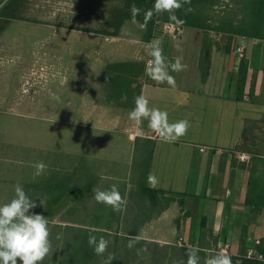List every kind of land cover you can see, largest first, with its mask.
Segmentation results:
<instances>
[{"label":"crops","instance_id":"crops-1","mask_svg":"<svg viewBox=\"0 0 264 264\" xmlns=\"http://www.w3.org/2000/svg\"><path fill=\"white\" fill-rule=\"evenodd\" d=\"M6 1L0 0V7ZM213 33L206 35L201 29L183 27L174 36L159 26L149 41L145 33L140 36L141 42L147 46L154 40L159 41L169 62L174 63L180 57L188 66L186 71H170L176 81L174 88L151 80L145 73V65L140 69L139 95L143 91L150 107L167 111L170 122L189 121L191 127L178 141L165 143L159 136L149 138L138 133L134 140L128 142L132 143L131 161L126 162L127 140L124 143L123 134L100 127L76 125L74 129L60 133L61 137L58 133L50 134L54 140L58 138L60 141L54 142L52 149L48 148L50 153L58 155L50 162H61L53 166L55 177L49 178L46 172L34 178L33 165L40 161L48 165L47 161L32 157L24 161L16 151L45 146L38 145L37 148L35 144L22 142L17 137H6L13 143H5L0 136V185H27L36 191L31 198L39 203L44 201V204H38L40 207L45 205L40 214L50 222L52 214L61 215L66 209L58 210L57 206L65 200L70 201L72 197L69 195L73 193L77 215L117 214L115 225L90 228L99 231V237L103 233L108 235L105 237L110 241L107 250L115 258L112 264H146L152 251L137 254V249L145 246L147 250L167 249L168 254L154 259L153 264H179L180 261L186 264L187 257L181 250L192 246H198L209 256L214 250L220 251L228 246L230 257L240 255L244 247L247 252L253 250L258 257V245L264 240V208L254 209L245 198L250 176L262 177L258 168L264 162V159H259L264 158V41L234 37L227 50L225 40L216 38ZM205 36L213 44L206 78L203 60ZM243 56L249 60V75L245 99L239 101L236 99V79ZM249 124L248 138L242 144L243 132ZM66 137H70L74 145L68 144ZM249 140L251 144H248ZM134 154L139 162H132ZM253 154H257L258 159H253ZM242 155L248 158L242 160ZM18 162L27 163V172L22 170L21 174H13L12 169L16 165H23ZM61 173L66 175L64 179ZM149 174L158 180L154 189L167 191V196L175 197L173 201L164 199L153 204L140 191L144 181L151 187ZM113 184L128 200L127 206L118 213L94 199L93 188L106 190ZM180 200H184V205ZM204 219L205 230L202 227ZM61 222L66 225V232L51 230L54 232L50 237L53 252L48 257L58 260V264L62 262L64 246L69 242L73 244L79 237V232L68 230L79 228L78 223ZM133 229H136L135 236L131 234ZM58 235L60 239H57ZM116 235L123 237L118 243ZM137 236H147L150 242L141 240L135 244L130 249L134 252L133 260L128 261L129 239ZM123 243L127 248L125 261L117 255Z\"/></svg>","mask_w":264,"mask_h":264},{"label":"rangeland","instance_id":"rangeland-1","mask_svg":"<svg viewBox=\"0 0 264 264\" xmlns=\"http://www.w3.org/2000/svg\"><path fill=\"white\" fill-rule=\"evenodd\" d=\"M9 1L1 5L0 10ZM115 1L14 0L10 12L14 17L0 16V136L5 143H13L7 138L17 137L37 148L45 146L35 150L25 147L16 153L22 160L32 157L47 161L49 178L55 177L53 166L61 164L50 162L58 155L50 153L48 148L52 149L54 142L60 143L58 138H52V133L61 137L60 133L82 125L123 134L124 143L127 140L124 160L130 162L132 143L128 142L138 133L147 137L149 132L147 120L137 124L128 118L139 95L140 69L150 60L148 47L140 38L142 33L146 34V27L141 29L128 20L120 36L110 37L95 31ZM196 9L213 25L221 22L236 25L245 15L240 0H219L215 5ZM161 26L165 31L164 24ZM213 34L222 41L230 38L228 34ZM66 139L68 144L74 145L70 137ZM132 162H139L135 154ZM18 163L23 165H16L13 174L27 172V163ZM258 173L264 177V162L260 163ZM61 176L66 177L63 173ZM15 186L0 185V205L15 196ZM22 186L30 197L36 194L27 185ZM69 196L70 201L57 206L58 210L66 208L61 215L51 216L55 221L51 230L66 232L61 220L79 224V228L68 229L79 232V237L73 244L69 242L64 246L61 264H102L109 251L105 256L94 253L88 237L91 234L99 239V231L93 232L90 228L115 225L117 214L77 215L74 193ZM30 211L40 214L44 206ZM147 251L152 252L146 264H153L154 259L168 254L166 248ZM126 252L123 243L117 255L125 261ZM133 255V250L129 249L128 261L133 260Z\"/></svg>","mask_w":264,"mask_h":264},{"label":"clouds","instance_id":"clouds-1","mask_svg":"<svg viewBox=\"0 0 264 264\" xmlns=\"http://www.w3.org/2000/svg\"><path fill=\"white\" fill-rule=\"evenodd\" d=\"M190 3L191 0H155L153 8L146 13L145 23L143 24L136 21L135 16L140 10L133 5V23H137L141 29H144L147 20L154 14L162 15L167 12L170 21L181 25L184 21L180 20L175 13L181 10L185 4ZM188 11H192V9L189 8ZM147 47L148 55L152 59L147 62L145 67L146 75L157 84L167 83L174 88L176 81L170 71H186L188 66L182 63L180 57H177L174 63L169 62L159 41L154 40ZM123 99H126V97ZM128 118L137 124H142L143 121L147 120L148 128L165 143H175L185 136L191 127L188 120L170 122L167 111L150 107L149 99L143 94V91L135 97V107L128 113ZM33 168L34 178L41 177L48 171V165L43 161L36 162ZM148 183L155 188L158 185V180L154 175L149 174ZM14 191L15 196L11 201L0 205V264H18V261L22 264H43L45 259L53 252L50 239V223L54 224L55 221L50 222L43 214L30 211L38 205L36 199H32L22 185L17 184ZM93 192L97 203L110 206L114 212H121L128 204L126 196L121 195L116 184L111 185L106 190L95 187ZM41 202L44 204L43 200ZM92 231L96 230L93 229ZM57 239H60V235L57 236ZM141 240L150 242L147 236H137L129 241L128 248H134L135 244ZM88 244L97 256H103L107 252L110 241L105 239L104 236L97 239L95 235L90 234ZM146 251L147 247L145 246L137 249V254ZM199 252L198 246L189 247L185 253L187 256L186 264H201ZM114 259L109 254L102 264H112ZM179 264H185V262L180 261ZM203 264H233V260L221 249L218 253L205 258Z\"/></svg>","mask_w":264,"mask_h":264},{"label":"trees","instance_id":"trees-1","mask_svg":"<svg viewBox=\"0 0 264 264\" xmlns=\"http://www.w3.org/2000/svg\"><path fill=\"white\" fill-rule=\"evenodd\" d=\"M219 0H191L190 4H185L183 8L177 11L175 14L177 17L184 21L183 24L178 25L173 21H170L169 14L167 12L163 13L162 15L154 14L150 19L147 20L146 23V37L149 41L156 29L164 23H172L181 28H198L205 32L208 35L209 32H215L217 34H228L230 38H226L227 50L230 48L232 39L234 37H246L251 39H260L264 41V0H240L242 5V10L244 12V16L242 17L241 21L236 24H227L221 22L218 25H213L212 23L208 22L207 20L203 19L201 11H197L196 7H206L215 5ZM116 3L112 5V7L106 12V17L101 22H99L100 28H97L95 31L101 33L106 36H118L122 26L128 20L133 21V12L132 8L133 5L136 6L140 11L135 16L136 21L140 23H145V15L148 10L153 8L155 0H116ZM14 6V0H10L4 8L0 10V16H5L8 18L14 17L13 11L11 7ZM191 8L192 11H188ZM94 29V28H89ZM207 36H205L204 45H203V60L206 64V71H205V78L208 76V70L210 67V59H211V48L213 44L209 43L207 40ZM218 43V42H216ZM249 75V60L246 56H243L240 62V67L238 71V76L236 79L237 84V91H236V99L243 100L245 99V87L247 84ZM252 126V125H251ZM250 130V124L247 125L243 132L242 136V144L246 143L248 138V132ZM252 153V152H251ZM153 149L150 152V157L147 160V171H149L151 160H152ZM257 154H253V159H258ZM264 159V158H259ZM148 173V172H147ZM249 184L246 194V202L249 205H252L254 209H262L264 208V177H254L250 176ZM140 191L145 194L153 204L161 202V200H166L167 202H171L175 199V197L167 196V191L162 189H154L148 187L146 182H142L140 185ZM180 195V194H178ZM180 203L184 205V200H180ZM202 227L205 230L206 220L204 219L202 223ZM133 236L136 235V229H133L131 232ZM101 236L107 237L106 233L101 234ZM116 243H118L122 236L116 235L115 237ZM129 239V240H133ZM188 248H182L181 253L183 256H186V250ZM62 249L58 250L61 252ZM258 257H247V250L243 247L242 252L238 256H231L233 260V264H264V240L260 242L258 245ZM215 253H211L210 256L214 255ZM201 257V261L205 258L210 257L205 252H199ZM48 262L44 261L43 264H58L55 258H48ZM18 264H22V262L18 261Z\"/></svg>","mask_w":264,"mask_h":264},{"label":"built area","instance_id":"built-area-1","mask_svg":"<svg viewBox=\"0 0 264 264\" xmlns=\"http://www.w3.org/2000/svg\"><path fill=\"white\" fill-rule=\"evenodd\" d=\"M164 29H165V32H168V33H170V34H172V35H174V36H176V34L180 31V29H181V27H179V26H177V25H175V24H172V23H164ZM241 50V49H240ZM239 50V51H240ZM242 51V50H241ZM147 137H149V138H156L158 135L156 134V133H154L151 129H149V132H148V134L146 135ZM240 158L242 159V160H246L247 158H248V156H246V155H242V156H240ZM223 251L227 254V255H229L230 256V254H229V252H228V246H226L224 249H223ZM219 251L217 250V251H213V253H218ZM256 255H255V252L253 251V250H249L248 252H247V257H255Z\"/></svg>","mask_w":264,"mask_h":264}]
</instances>
